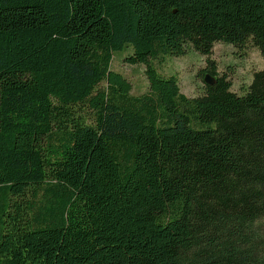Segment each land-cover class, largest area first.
<instances>
[{
  "label": "trees",
  "instance_id": "trees-1",
  "mask_svg": "<svg viewBox=\"0 0 264 264\" xmlns=\"http://www.w3.org/2000/svg\"><path fill=\"white\" fill-rule=\"evenodd\" d=\"M218 42L264 55V0H0V264H264V68Z\"/></svg>",
  "mask_w": 264,
  "mask_h": 264
},
{
  "label": "rangeland",
  "instance_id": "rangeland-1",
  "mask_svg": "<svg viewBox=\"0 0 264 264\" xmlns=\"http://www.w3.org/2000/svg\"><path fill=\"white\" fill-rule=\"evenodd\" d=\"M129 52H131L130 48L126 51H116L112 68L124 74L132 82L133 92L140 94L148 87L145 65L126 62L124 57ZM211 58L216 62L221 74H228L234 90H240L242 85L251 81L254 71L264 68V55L253 46L240 50L232 44L218 42ZM206 65V57L190 50L182 56H168L161 65L157 66L159 71L166 75L176 74L182 91L193 96L202 90L203 78L199 75V71Z\"/></svg>",
  "mask_w": 264,
  "mask_h": 264
},
{
  "label": "water",
  "instance_id": "water-1",
  "mask_svg": "<svg viewBox=\"0 0 264 264\" xmlns=\"http://www.w3.org/2000/svg\"><path fill=\"white\" fill-rule=\"evenodd\" d=\"M205 81L207 82V83H213L214 82V78L213 77H211L209 74H207L206 75V77H205Z\"/></svg>",
  "mask_w": 264,
  "mask_h": 264
}]
</instances>
